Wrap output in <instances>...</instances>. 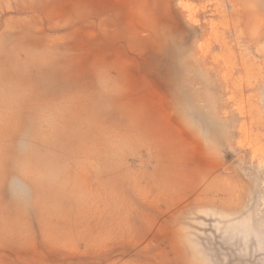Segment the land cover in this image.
<instances>
[{
  "label": "rangeland",
  "instance_id": "1",
  "mask_svg": "<svg viewBox=\"0 0 264 264\" xmlns=\"http://www.w3.org/2000/svg\"><path fill=\"white\" fill-rule=\"evenodd\" d=\"M0 264H264V0H0Z\"/></svg>",
  "mask_w": 264,
  "mask_h": 264
}]
</instances>
